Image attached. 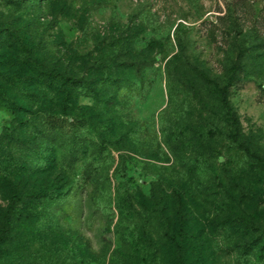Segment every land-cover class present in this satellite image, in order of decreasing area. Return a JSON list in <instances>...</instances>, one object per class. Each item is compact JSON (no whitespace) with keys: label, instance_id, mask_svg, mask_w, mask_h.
<instances>
[{"label":"rangeland","instance_id":"1","mask_svg":"<svg viewBox=\"0 0 264 264\" xmlns=\"http://www.w3.org/2000/svg\"><path fill=\"white\" fill-rule=\"evenodd\" d=\"M0 25L22 43L0 38V97L37 118L26 147L55 188L0 264H135L172 250L177 214L188 264H264V0H0ZM239 58L230 101L255 157L190 65L223 84ZM54 62L76 79L68 94ZM66 107L75 121L42 142L33 113ZM11 119L0 101V136Z\"/></svg>","mask_w":264,"mask_h":264},{"label":"trees","instance_id":"2","mask_svg":"<svg viewBox=\"0 0 264 264\" xmlns=\"http://www.w3.org/2000/svg\"><path fill=\"white\" fill-rule=\"evenodd\" d=\"M7 37L12 40L14 46H22L19 37L4 25H0V38ZM195 71L201 74V77L206 80L212 89L217 93L218 100L222 109L224 110L226 121L229 126L227 137L234 144L243 149L247 155L255 157V153L250 148L249 144L242 139L240 119L230 101L231 88L242 78L240 75L241 61L237 59L229 68L228 76L223 84H219L217 80L212 79L199 66L192 65ZM31 71H43L34 66L31 60ZM47 79L50 85L54 86L55 91L64 92L66 94L70 91V86L76 85V79L69 75L62 74L58 71V62H54ZM0 101L5 103L11 110V122L9 126L3 129L0 136V197L6 202V206L0 205V258L3 251L11 252L14 245L17 243L19 236L24 238L27 231L28 216H25L28 207L38 208L43 202H48L52 197V189H44L35 180L40 170V160L36 158L38 151L33 148L26 147L28 140L25 138V133L30 127L38 122L34 116H30L24 106L16 107V103L12 100L7 92H1ZM36 115H44L42 117L41 127L39 133L41 140L47 141L46 134L61 122V116H71L73 121L75 117L66 109H58L53 111L37 110ZM36 120V121H35ZM87 123V122H86ZM48 142V141H47ZM101 148V145H100ZM31 149L32 153L25 155L22 150ZM81 149L84 145L81 143ZM55 185V184H54ZM53 185V187H54ZM154 196V195H153ZM37 210V209H36ZM176 229L173 233H168L165 236L166 243L173 246L170 252L155 248V252L142 251L135 254L137 257L135 264H188L186 259V251L182 243L183 237L180 233L181 225L179 223L180 216H175ZM25 225V227H24ZM144 242L148 244H155L153 240L147 235L144 236ZM23 248L29 245L25 243V239L20 241ZM47 245L44 243V247ZM165 248V247H164ZM166 249V248H165ZM21 259H24L23 254H18Z\"/></svg>","mask_w":264,"mask_h":264}]
</instances>
